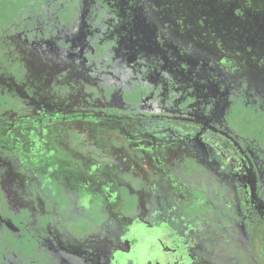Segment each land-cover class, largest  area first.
Segmentation results:
<instances>
[{
  "label": "flooded vegetation",
  "instance_id": "1",
  "mask_svg": "<svg viewBox=\"0 0 264 264\" xmlns=\"http://www.w3.org/2000/svg\"><path fill=\"white\" fill-rule=\"evenodd\" d=\"M153 1L199 39L217 70L213 99L89 81L113 56L122 18ZM41 3L0 30V80L14 88L0 86V264H89L93 254L106 264H264V147L231 123L239 101L264 105V46L255 50L253 33L264 0ZM211 16L230 33L216 37ZM65 134L88 156L61 149ZM106 142L145 161L150 180L124 156L130 185L101 181L114 172L96 162ZM170 150L176 159L164 157ZM96 231L108 248L91 246Z\"/></svg>",
  "mask_w": 264,
  "mask_h": 264
},
{
  "label": "rangeland",
  "instance_id": "2",
  "mask_svg": "<svg viewBox=\"0 0 264 264\" xmlns=\"http://www.w3.org/2000/svg\"><path fill=\"white\" fill-rule=\"evenodd\" d=\"M154 3L155 1L151 3L147 2L150 5L149 9L146 10L139 7L140 9L135 11L133 15L122 18V30L114 35L113 56H108L106 62L101 63L100 71L89 73V81L95 80L94 82H101L106 78V84L108 85V88H106L109 91L116 90L118 92L127 90L129 87H132L134 90L139 88L145 91L151 89L152 86L155 87V91L156 87L161 86V89L155 91L154 94L156 96L178 95L185 97L192 92L213 99L211 94L215 92L216 88H213L211 83L216 82L218 84L217 81H213L217 75V70L215 67L208 65L204 57L205 53L198 48L199 39L191 30L185 27L184 19L180 14L171 12L167 7H160V4ZM156 7H158V11ZM200 7L202 8V6ZM203 8L208 10V7ZM196 9L198 8L196 7ZM208 12L212 14V11ZM210 23L217 33L216 37L226 32L230 33L223 26H220L218 18L216 19L214 16H211ZM230 44L231 42L227 41V45L230 46ZM88 49L90 50V48ZM262 67L264 68V62ZM71 73L72 71L68 74ZM40 82V80L32 77L30 83L28 84L27 82V85L30 86L31 84L35 88H38ZM1 85L11 87V84L5 79L0 80ZM10 89H14L13 86ZM22 90L23 88H19L16 89V92L20 93ZM211 90L212 92L210 93ZM66 138H69V135L65 134L63 141L59 142L61 149L67 151L70 155L88 156L87 152L91 151L88 146H85L87 151L82 153L81 149L84 146L71 145ZM100 147V153L105 155L106 159L101 160V162L95 161L97 163H111L114 165L113 173H109L105 169L107 173L103 172L98 176L101 181H105L106 183V179H110L130 185L124 179V172L119 169L124 156H128L129 159L127 166L135 164L137 170L142 165V168L148 174L146 179L150 180L149 176L152 173V169L145 161L139 162L134 158H130L129 148L109 145L107 142L106 146L104 143H101ZM166 155L164 157L171 160L176 159L178 153L175 150H170ZM135 177L137 176H132L131 179L135 181ZM128 179L131 180L130 178ZM11 183V181H4L5 187L8 184L11 187ZM108 229L113 230L114 228L108 227ZM99 233L96 231L92 234L93 244L91 243V246H94V248L100 246L99 248L106 249L107 245L108 248V245L112 241L106 242L104 234L100 236L98 235ZM104 233L106 235V231ZM108 234L114 238L113 242L115 243V237L118 234L115 235L113 231L108 232ZM94 251L96 250L94 249ZM92 254L93 252H90L86 256ZM93 255L96 258L87 257L89 261L87 263L106 264V262L104 263L103 256L98 257L96 256L97 254ZM62 259L61 264L85 263L75 258L69 260L66 258ZM143 259L149 258L148 256L141 257V261Z\"/></svg>",
  "mask_w": 264,
  "mask_h": 264
},
{
  "label": "trees",
  "instance_id": "3",
  "mask_svg": "<svg viewBox=\"0 0 264 264\" xmlns=\"http://www.w3.org/2000/svg\"><path fill=\"white\" fill-rule=\"evenodd\" d=\"M0 0V30L3 25H10L13 20H18L19 15L26 12L28 9H37L41 5V0ZM43 2V0H42ZM261 1H259L260 3ZM258 4V3H256ZM261 5V4H260ZM261 13L263 5L259 8ZM31 10V11H32ZM248 17L244 18L246 22ZM254 25L256 28L253 30L255 39V50L262 51L264 46V14L254 17ZM260 72L263 68L260 65ZM231 123L237 129V132L249 138H255L259 141L261 149L264 147V105H256L244 100L237 103L234 112L231 113Z\"/></svg>",
  "mask_w": 264,
  "mask_h": 264
}]
</instances>
